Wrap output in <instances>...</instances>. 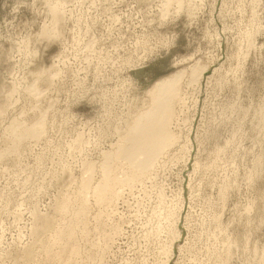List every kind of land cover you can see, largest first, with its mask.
Listing matches in <instances>:
<instances>
[{
    "label": "rangeland",
    "instance_id": "obj_1",
    "mask_svg": "<svg viewBox=\"0 0 264 264\" xmlns=\"http://www.w3.org/2000/svg\"><path fill=\"white\" fill-rule=\"evenodd\" d=\"M63 2L51 41L45 0H0V264H264V0ZM178 72L174 142L143 173L115 159L101 203L106 156Z\"/></svg>",
    "mask_w": 264,
    "mask_h": 264
},
{
    "label": "bare ground",
    "instance_id": "obj_2",
    "mask_svg": "<svg viewBox=\"0 0 264 264\" xmlns=\"http://www.w3.org/2000/svg\"><path fill=\"white\" fill-rule=\"evenodd\" d=\"M182 74L183 72H178L157 82L153 89V107L137 117L130 129L126 144L122 145L116 153L106 156L104 181L97 188V197L101 203L106 202L113 194L116 182L113 173L115 159L126 158L129 160L131 169L136 170L137 173H143L151 169V165L158 156L174 142L175 137L170 130V123L174 116V101L179 94L178 82ZM29 129H36V131L30 132ZM12 132L15 139L22 141L36 136L40 129L23 128L19 124H13ZM74 232V228H70L60 235V239L69 241L73 238Z\"/></svg>",
    "mask_w": 264,
    "mask_h": 264
},
{
    "label": "clouds",
    "instance_id": "obj_3",
    "mask_svg": "<svg viewBox=\"0 0 264 264\" xmlns=\"http://www.w3.org/2000/svg\"><path fill=\"white\" fill-rule=\"evenodd\" d=\"M67 7L68 5L63 0H45L43 14H46L49 20L41 24L40 32L37 34L39 39L61 40V33L56 23V18L62 15ZM34 11L37 15L42 14V10L39 8H34ZM14 43L18 53L24 56L30 55L31 40L29 38L17 39ZM59 75L60 73L55 70L38 74L30 83L22 82L20 85L21 91L38 98L42 94L40 88L41 80L45 76L50 80H56ZM29 131H36V129H29Z\"/></svg>",
    "mask_w": 264,
    "mask_h": 264
}]
</instances>
